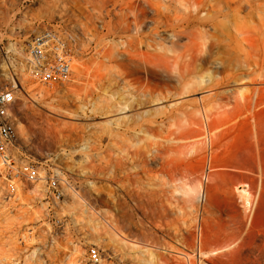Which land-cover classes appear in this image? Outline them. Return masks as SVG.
Segmentation results:
<instances>
[{"label":"rangeland","instance_id":"obj_1","mask_svg":"<svg viewBox=\"0 0 264 264\" xmlns=\"http://www.w3.org/2000/svg\"><path fill=\"white\" fill-rule=\"evenodd\" d=\"M221 1L0 0V64L16 73L32 34L50 23L76 34L72 58L85 64L79 79L52 85L56 93L17 92L18 160L44 180L57 174L63 195L54 203L45 182L27 204L13 201L0 173V264H145L115 242L103 245L105 218L147 243L154 264H197L198 218L206 250L218 251L201 258L208 264H264V0L251 8L239 0L233 11ZM133 16L142 20L136 29ZM177 26L184 33L172 40ZM205 86L214 96L199 101ZM199 182L205 201L175 191ZM236 188L248 195L245 210Z\"/></svg>","mask_w":264,"mask_h":264},{"label":"bare ground","instance_id":"obj_2","mask_svg":"<svg viewBox=\"0 0 264 264\" xmlns=\"http://www.w3.org/2000/svg\"><path fill=\"white\" fill-rule=\"evenodd\" d=\"M212 1V0H211ZM252 0H243L242 2H244V4H246L247 8H251V6L253 4H251ZM214 2V1H213ZM211 2V3H213ZM219 2V1H218ZM186 3V1H185ZM191 3V2H190ZM190 3H186L188 6L189 9H191L189 7V4ZM199 2H197V5H198ZM210 3V5H211ZM216 3V2H215ZM221 3H223L224 7H226L227 9L233 11V10H237L238 8H241L240 7V2L239 0H222ZM214 4V3H213ZM238 4V5H237ZM196 5V6H197ZM232 5H236V8L235 6L232 7ZM183 7V5H181ZM195 6V5H194ZM211 10L212 7L209 6ZM221 7L222 9V5L219 4L218 8ZM188 8H184V9H187ZM195 8V7H194ZM214 8V7H213ZM209 12V11H208ZM222 13V12H221ZM207 14V13H206ZM142 18L145 17V14L142 13L141 14ZM190 16V15H189ZM188 16V17H189ZM187 17V18H188ZM175 18V17H174ZM142 20H136V17L133 16L132 20H131V23L133 24V27L135 28H138V26L141 24ZM130 23V24H131ZM188 23V22H187ZM189 25V24H188ZM184 26V25H183ZM187 26V25H186ZM140 27V26H139ZM135 28V29H136ZM183 28V27H182ZM184 33V30L182 29H179V26H177V29H173V31H171L170 33V38L172 40H175L177 39L178 37H180V35ZM154 34L157 35L156 32H154ZM171 40V42H172ZM190 40V39H189ZM197 45V44H196ZM195 46V45H194ZM199 46V45H198ZM197 46V48H198ZM204 47V46H203ZM202 49V47H201ZM8 50L11 51L13 53V55L15 54L17 57H24L23 53H22V49L21 47H15V45L13 43H10L8 45ZM7 50V51H8ZM117 50V49H116ZM199 51V50H198ZM202 51V50H201ZM200 52V51H199ZM203 52V51H202ZM201 54V57H200V60L201 62H206V57L204 56V54L202 55V53L200 52ZM198 56V55H197ZM5 58V57H4ZM5 60V59H4ZM10 60V59H9ZM8 61V60H7ZM15 61V60H14ZM71 76L73 78V82L74 80H77L80 78V76L82 74H84V63L83 61H80L76 58H72L71 59ZM16 62V61H15ZM94 62V61H93ZM102 63V62H101ZM17 72L16 73H12L9 69V67L7 65H4L3 63L0 64V67L3 68L5 71L3 73V79L0 80V86L3 88L5 87L6 84H9L10 87H12L14 90H13V96H14V102L16 103L15 100L16 99V96H17V92L18 91H22L25 96L27 97H30L32 99H37L39 97H43L44 95L46 94H51L50 93V90H54V92L52 93H56L58 91H56V88L55 86H51L50 89H44V88H40V86H38L37 84H34L32 78L28 75V73L26 72V69H25V64L22 63V62H17ZM95 65V63H93ZM11 65V64H10ZM93 65V66H94ZM99 67L101 66V64H98ZM97 65V67H98ZM136 65V64H135ZM135 65L133 68H135ZM16 66V65H14ZM96 66V65H95ZM13 67V66H12ZM132 68V69H133ZM8 69V70H7ZM135 71V70H134ZM135 74V73H134ZM135 79L140 81V76H138L137 74L134 75ZM2 81H5L6 83H3ZM27 82H29V84H26ZM72 82V81H71ZM202 82V81H201ZM262 83V82H260ZM189 86V85H188ZM258 86V85H257ZM206 90H204L205 94H201L198 98L199 101H204L205 99L207 98H210L212 96H214V93H213V86L211 87H208V86H205V87H202ZM257 88V87H256ZM189 89V88H187ZM259 89V88H257ZM190 91L192 92L193 90H191V86H190V90H188V92L190 93ZM196 91V90H194ZM252 91H254V89L252 88ZM187 92V93H188ZM186 93V92H185ZM248 97H246L245 99H247ZM157 101V100H156ZM154 103V102H153ZM106 105V104H105ZM104 107H107L105 106ZM119 106H121L120 104H118ZM127 105V104H126ZM26 106V105H25ZM111 107V106H110ZM116 107V105H115ZM122 107V106H121ZM152 107V106H151ZM127 108V107H126ZM123 109V108H122ZM129 111V110H128ZM137 116H139L137 114ZM139 119V118H138ZM109 123L110 121L107 120ZM18 125L22 126L21 123H18ZM19 126H17L16 124V130H17V127L19 128ZM51 126V125H50ZM22 131V130H21ZM18 132V131H17ZM47 135L50 137V138H56L57 137V134H55L52 130H48L47 131ZM17 136H18V133H17ZM131 137V136H130ZM130 139V138H129ZM126 142H127V139H126ZM127 147V146H126ZM127 149V148H126ZM128 152V151H127ZM126 152V154H127ZM18 155V154H17ZM18 157V156H17ZM15 158V161L19 162V163H22V161L18 160V158ZM205 163H206V167H205V171H204V175H203V179L206 180L207 176H208V170H209V166H210V156L207 155L205 158ZM169 164V163H168ZM169 166V165H168ZM173 166V165H172ZM180 168V167H179ZM0 169H2V165L0 163ZM204 169V168H203ZM44 183H45V180H44V175H42V172L41 171H38V177L37 179L33 182V183H29L32 184V187H26L27 184H25L23 181L19 180V179H16L14 180V190L12 191V196H13V201H17L19 203H24V204H27V200H28V196L31 194H34V196H36L35 194H40L41 191L43 190H46L44 189ZM179 186V185H178ZM1 189V188H0ZM70 190V198H71V201H73L74 203L78 204V203H82L83 201V197H81V195L73 190L72 188H69ZM176 192H179L183 197V199H185L187 201L188 198H190L192 195L195 196V198L197 199V201H205L206 199V194H207V191H206V187L204 185V182H199L197 184H194V185H181L180 187H178L176 190ZM236 193L238 195V198L240 199V202H241V205L243 206V209L245 210L249 204H250V200L248 198V195L246 193V191L243 189V188H236ZM43 194V192L41 193ZM38 196V195H37ZM42 197L43 198V195H39V197ZM193 197V196H192ZM191 197V198H192ZM187 198V199H186ZM27 199V200H26ZM72 205V204H71ZM69 205V206H71ZM63 207V206H62ZM88 211V210H87ZM101 215V214H100ZM104 218V217H103ZM200 218H198L197 220V236H196V241H195V246L193 248V250L191 251L192 253V256L196 259V261H198L199 259L201 258H206L208 256H214L218 253V251H216V249H208L206 250L205 248V244L202 242V239H201V236H202V233H201V223H200ZM100 226V225H99ZM102 229H104L103 231L104 232V237L103 235L101 236L100 239H102V243L104 246H107V244H109L110 242L112 243L113 242V245H114V242L118 245L116 246H120L121 248H118L122 251V254L124 251L126 252H132V253H137L138 255H141V256H144V258H140V261H145V264H150V263H153V258L155 255H153L152 251L153 249L149 250L147 248V243L145 242H140V241H137V240H131L130 238H128L124 232L121 231V229L116 225V223L114 222V220L112 218H108V219H104L103 223L101 224L100 226ZM94 229V228H93ZM23 239V238H22ZM25 240H26V236H25ZM149 245V244H148ZM150 246V245H149ZM153 248H155L153 246ZM78 247L77 246H74L73 247V252H78ZM127 254V253H126ZM125 254V255H126ZM137 254L135 255H131L132 257L136 256ZM155 254V253H154ZM177 254H180L182 255L186 262L189 261V258H188V254L186 253H182V252H177ZM129 255V254H127ZM73 257V256H72ZM71 257V258H72ZM75 257V256H74ZM137 257V256H136ZM140 257V256H138ZM156 258V257H155ZM75 259V258H74ZM139 259V258H137ZM71 261V260H70ZM134 262V259L132 260ZM72 262H75L74 260H72ZM258 262V261H257ZM102 264V263H101Z\"/></svg>","mask_w":264,"mask_h":264},{"label":"built area","instance_id":"obj_3","mask_svg":"<svg viewBox=\"0 0 264 264\" xmlns=\"http://www.w3.org/2000/svg\"><path fill=\"white\" fill-rule=\"evenodd\" d=\"M76 34L60 23L44 24L30 37L26 45L24 64L28 75L41 85L51 87L62 84L71 73V59L77 48ZM13 88H0V163L7 181V189L14 190V180L33 183L38 177V167L31 162L17 165L15 158L22 153L17 143L16 115L12 110ZM18 154V155H17ZM17 157V158H18ZM49 197L55 203L63 195L61 179L55 173L45 177ZM87 255L91 262L98 260V249L90 247ZM197 264H208L204 259Z\"/></svg>","mask_w":264,"mask_h":264}]
</instances>
